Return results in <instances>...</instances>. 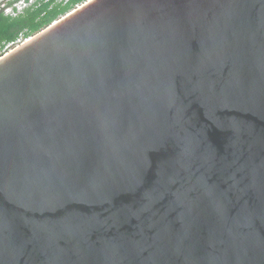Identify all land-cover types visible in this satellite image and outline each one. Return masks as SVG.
<instances>
[{
  "label": "water",
  "instance_id": "1",
  "mask_svg": "<svg viewBox=\"0 0 264 264\" xmlns=\"http://www.w3.org/2000/svg\"><path fill=\"white\" fill-rule=\"evenodd\" d=\"M0 264H264V0H87L0 56Z\"/></svg>",
  "mask_w": 264,
  "mask_h": 264
},
{
  "label": "trees",
  "instance_id": "2",
  "mask_svg": "<svg viewBox=\"0 0 264 264\" xmlns=\"http://www.w3.org/2000/svg\"><path fill=\"white\" fill-rule=\"evenodd\" d=\"M19 1L22 0L7 2L14 13H7L5 8L0 7V53L21 38L40 32L87 0H24L28 5L18 10Z\"/></svg>",
  "mask_w": 264,
  "mask_h": 264
},
{
  "label": "rangeland",
  "instance_id": "3",
  "mask_svg": "<svg viewBox=\"0 0 264 264\" xmlns=\"http://www.w3.org/2000/svg\"><path fill=\"white\" fill-rule=\"evenodd\" d=\"M9 0H0V7L2 8H5L6 12L7 13H14V10H13V7L11 6H7V2ZM32 0H30L31 2ZM26 5H28V3L24 0L22 1H19L18 4H17V8L18 10H22V8H24ZM79 6V5H78ZM26 39L28 38H21L20 40H18L16 43L14 44H10L8 46H6V48L2 51L3 54H5L6 52L10 51L12 48H14L15 46L21 44L22 42H24ZM1 52V53H2ZM0 53V56H2L3 54Z\"/></svg>",
  "mask_w": 264,
  "mask_h": 264
}]
</instances>
